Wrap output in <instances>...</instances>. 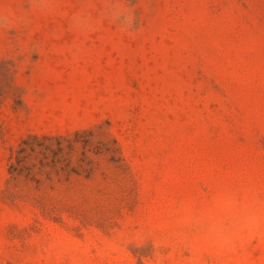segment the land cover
Returning a JSON list of instances; mask_svg holds the SVG:
<instances>
[{"label":"rangeland","instance_id":"rangeland-1","mask_svg":"<svg viewBox=\"0 0 264 264\" xmlns=\"http://www.w3.org/2000/svg\"><path fill=\"white\" fill-rule=\"evenodd\" d=\"M0 264H264V0H0Z\"/></svg>","mask_w":264,"mask_h":264}]
</instances>
